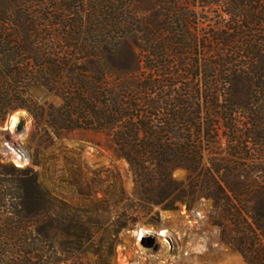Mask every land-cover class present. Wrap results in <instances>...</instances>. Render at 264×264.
<instances>
[{
    "label": "trees",
    "instance_id": "1",
    "mask_svg": "<svg viewBox=\"0 0 264 264\" xmlns=\"http://www.w3.org/2000/svg\"><path fill=\"white\" fill-rule=\"evenodd\" d=\"M34 87L63 100L49 112L57 136L106 137L131 164L140 200L175 209L199 198L173 177L179 167L198 172L194 189L225 181L239 200L238 250L264 264L260 219L242 215L243 200L264 198V0H0V117L34 110ZM104 181L95 171L88 202L56 200L33 182L17 188L23 200H0V264H83L86 244L109 264L119 232L153 206L122 187L115 199L114 184L99 197ZM115 209L118 227L98 238L94 223Z\"/></svg>",
    "mask_w": 264,
    "mask_h": 264
},
{
    "label": "rangeland",
    "instance_id": "2",
    "mask_svg": "<svg viewBox=\"0 0 264 264\" xmlns=\"http://www.w3.org/2000/svg\"><path fill=\"white\" fill-rule=\"evenodd\" d=\"M190 62L195 63L196 56H193ZM198 62H203L201 56ZM29 94L37 104L34 110L19 107L0 117V200H23L24 192L17 191V188L33 182L40 184L56 200L77 203L84 197L86 200L83 201L88 202L90 198L87 199V185L91 182L94 172L99 171L100 178L107 179L97 187L99 197L105 196L103 190L114 184L113 188L117 192L115 199L118 198L122 187L134 203H151L153 206L151 210L147 209L145 216L119 232L109 264H248L242 252L238 250L239 246H243L239 245L243 234L239 232L232 214L236 209L233 207L239 206V200L235 199L234 192L227 187L225 181H220L221 188L217 184L200 183L194 189L191 182L198 172L179 167L174 170L173 177L183 182L188 196L196 190V194H201L199 198L179 200L175 209L163 208L161 204L153 203V200H140L141 195H134V172L131 164L108 147L103 134L77 129L65 130L57 136L53 132L49 112L52 108L62 105V98L44 87L31 88ZM20 112L27 114L30 123L28 137L18 139L17 146L12 147L16 154L27 160L22 166L7 156L11 149L7 141L12 135L10 131L5 130L9 118ZM23 121L26 124L27 121ZM204 163L206 167L211 166L210 155L205 156ZM224 172L225 169L219 171V179ZM73 178L83 182L84 194L76 192ZM227 197L230 199L227 200ZM32 200L42 199L33 197ZM243 204L246 205L242 211L245 218L253 223L260 219L254 223V227L264 240V229L260 227L264 220V198L243 200ZM133 208L135 207H130L131 210ZM120 213L115 209L111 218L107 215L94 223L98 238L114 232L119 225L117 214ZM70 214H75V218L83 217L84 220L89 215L88 212ZM145 228L154 232L145 234L141 242H138L136 232ZM163 229L165 232L172 231L173 235L159 237L157 234ZM95 249L88 244L80 249L83 264H96ZM198 254H202V257L198 258Z\"/></svg>",
    "mask_w": 264,
    "mask_h": 264
},
{
    "label": "bare ground",
    "instance_id": "3",
    "mask_svg": "<svg viewBox=\"0 0 264 264\" xmlns=\"http://www.w3.org/2000/svg\"><path fill=\"white\" fill-rule=\"evenodd\" d=\"M24 119L27 122L24 125V128H23L24 130L22 129L23 132H20L21 130H19L18 126H19L20 122L22 120H24ZM29 125H30V123H29V117L27 116V114H25L23 112H20V113H17L14 116H12V117L9 118L7 128L5 129V130L10 131V133L12 135V138L8 139V141H7V144L11 148V149H9L10 151L8 152L7 156L13 158L15 160V162L18 165H20V166L25 165L26 162H27V160L25 158L21 157L19 154H16L13 151L12 147L15 148V146H17V140L18 139L19 140H23L24 138H27L28 137V134H29ZM153 232H154V230H149V229H146V228L145 229H141L140 231L136 232L137 241L138 242H141V240L143 239V237H144L145 234H147V233H153ZM170 234L173 235V232L172 231L165 232V229H163V230H160L157 235L159 237H167ZM199 251H201V250H199ZM197 253H198V251H197ZM199 257H202V254H198V258Z\"/></svg>",
    "mask_w": 264,
    "mask_h": 264
},
{
    "label": "water",
    "instance_id": "4",
    "mask_svg": "<svg viewBox=\"0 0 264 264\" xmlns=\"http://www.w3.org/2000/svg\"><path fill=\"white\" fill-rule=\"evenodd\" d=\"M25 122L22 120L18 126L19 130H22L24 128Z\"/></svg>",
    "mask_w": 264,
    "mask_h": 264
}]
</instances>
